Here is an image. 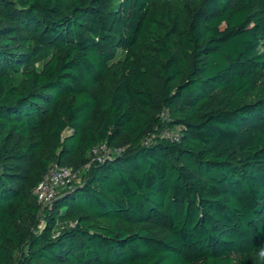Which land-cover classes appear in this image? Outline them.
I'll list each match as a JSON object with an SVG mask.
<instances>
[{
    "label": "trees",
    "instance_id": "trees-1",
    "mask_svg": "<svg viewBox=\"0 0 264 264\" xmlns=\"http://www.w3.org/2000/svg\"><path fill=\"white\" fill-rule=\"evenodd\" d=\"M167 1L0 0V264H264V0Z\"/></svg>",
    "mask_w": 264,
    "mask_h": 264
},
{
    "label": "built area",
    "instance_id": "built-area-1",
    "mask_svg": "<svg viewBox=\"0 0 264 264\" xmlns=\"http://www.w3.org/2000/svg\"><path fill=\"white\" fill-rule=\"evenodd\" d=\"M109 152L105 145L93 150L94 154H100L102 158L108 157ZM75 175L69 168L52 166L34 191L38 203L45 207L49 206L56 197L57 189L65 187Z\"/></svg>",
    "mask_w": 264,
    "mask_h": 264
},
{
    "label": "rangeland",
    "instance_id": "rangeland-1",
    "mask_svg": "<svg viewBox=\"0 0 264 264\" xmlns=\"http://www.w3.org/2000/svg\"><path fill=\"white\" fill-rule=\"evenodd\" d=\"M241 0H233L232 3H235V2H240ZM185 0H168L166 2V4L164 5H158V6H152L151 9L157 13H160L162 10H164L165 7H168L170 5H180L182 3H184ZM254 11H257V12H260L262 10V5L259 1H256L255 5H254ZM262 14V13H261ZM264 52V42L261 46V49H260V53H263ZM122 55L120 54V57ZM46 62V58L42 57L41 59H39L35 65L38 69H40L42 67V65ZM223 96V94H219L217 97L218 98H221ZM264 98V75L262 77V80L258 86V89L256 92H254L253 94H251L250 96H248L246 98V102H252V101H255L257 99H263ZM216 102V101H215ZM214 102V103H215ZM67 134V133H66ZM161 135L163 136H167V137H171L172 136V133L169 132V131H164L161 133ZM80 179L79 175H75L73 177V182H78ZM162 235L164 234L163 232H160ZM251 264H260L256 258L252 257L251 259Z\"/></svg>",
    "mask_w": 264,
    "mask_h": 264
},
{
    "label": "clouds",
    "instance_id": "clouds-1",
    "mask_svg": "<svg viewBox=\"0 0 264 264\" xmlns=\"http://www.w3.org/2000/svg\"><path fill=\"white\" fill-rule=\"evenodd\" d=\"M261 255L264 256V252H261Z\"/></svg>",
    "mask_w": 264,
    "mask_h": 264
}]
</instances>
